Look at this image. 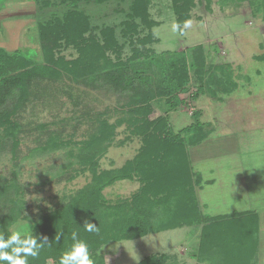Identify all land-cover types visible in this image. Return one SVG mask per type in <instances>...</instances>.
<instances>
[{"label":"rangeland","instance_id":"rangeland-1","mask_svg":"<svg viewBox=\"0 0 264 264\" xmlns=\"http://www.w3.org/2000/svg\"><path fill=\"white\" fill-rule=\"evenodd\" d=\"M50 3L0 0V48L44 66L11 117L14 136L0 127V203L12 198L23 204L11 227L55 213L98 176L111 205L146 189L134 171L114 175L141 149L133 120L146 103H129L128 91L90 80L118 68L142 97L151 96L150 119L161 118L182 138L183 151L176 153L192 174L201 214L221 219L255 209L264 218V0H79L89 23L84 41L55 45L39 37L37 23L61 17L68 3ZM140 4L143 15L137 16L132 5ZM181 16L192 22L183 35L172 31L173 23L183 25ZM196 121L210 130L191 144V131L182 130ZM10 211L2 206L0 219ZM260 228L255 264H264ZM199 233V227L183 226L89 248L95 264H136L150 255L163 264H225L201 250ZM65 250L47 264H59ZM229 256L227 264H237Z\"/></svg>","mask_w":264,"mask_h":264},{"label":"trees","instance_id":"trees-1","mask_svg":"<svg viewBox=\"0 0 264 264\" xmlns=\"http://www.w3.org/2000/svg\"><path fill=\"white\" fill-rule=\"evenodd\" d=\"M36 1L41 7L51 4L50 0ZM60 1L65 2V0ZM78 1L66 0L68 5L61 17L51 16L50 20L37 23L39 37L42 40L52 41L53 45L58 40H64L66 44L75 43L80 39L84 41L82 34L87 31L89 23L88 17L78 9ZM102 1L100 0V2ZM133 1L135 3V0ZM186 6L185 3L181 9H186ZM143 9L142 4L138 9L133 8L132 5V11L134 10L133 13L137 16L143 15L140 12ZM184 19L185 17L181 16L180 20L184 21ZM102 39L104 43L108 42L107 36H103ZM196 50L200 52L201 47H197ZM196 50L195 52H197ZM43 67L32 66L17 52L8 54L0 48V127L4 135L14 136L17 125L10 123L11 117L24 105L27 99L26 92L30 78L41 75L40 71L43 75ZM90 80L91 82L97 80L102 84L105 82L116 91H123L124 95L126 94L124 91H128L130 94L126 96H129V103L132 100L135 103H146L144 108L138 109V114H142V117L133 120L134 123L136 122L134 124L135 133L142 135L141 149L133 161L125 164L119 172L115 171L114 174L125 176L130 171H134L136 174H140L139 177L142 181H145L146 189L144 187L141 194L133 195L129 200L111 205L107 203L101 192V181L98 176L93 183L86 187L84 192L82 190L77 192L76 199L72 203L62 205L56 212L54 211L55 213H45L44 219L35 221L27 219L26 221L31 222L33 226L34 234L47 236L51 242V247L46 246L41 251L39 258H29V264H47V260L53 258L56 253L59 254L60 251L68 249L72 244L71 232L73 230L78 231L80 238L85 240L89 247H96L102 242L138 238L147 233L183 226L199 227L201 250L215 254L214 256H222L223 263L230 262L229 255L231 254L233 259H237V264H252L258 248L257 214L245 211L228 217L224 216L221 219L203 216L198 207L192 174L187 166L180 164L179 156L177 157L180 153H176V151L178 149L183 151L182 138L179 135H172L167 123L161 118L150 119L151 108L148 103L151 96L142 97L143 93L140 92V87L135 86L131 80L126 78L123 69L104 71L96 74ZM133 95L137 98H134ZM196 116L197 113L194 114V117ZM159 124L163 127H160ZM206 129V126L196 121L183 128L182 132L191 131L189 136L191 144H194L207 136L210 129ZM99 135L101 138H106L102 131H99ZM171 141H176L178 148L175 144L172 146ZM53 142H55V146L59 144L54 138ZM88 149L90 151V146ZM159 156L166 158L160 161L161 157L159 158ZM168 156L177 158L172 162V158H170L171 160L167 159ZM90 159H93V155H90ZM166 159L167 162L161 164ZM196 181L194 180V183ZM14 200L12 202V198H8L6 204L0 203V208L5 206L6 209L15 211V213L7 212L0 219V231H4L5 235L10 234L7 229L17 221L16 219H20L17 218V207L19 210L23 208L22 203H15ZM67 218L70 222L64 228ZM85 220L95 223L100 229L99 234L86 232L83 229ZM61 231L64 235L59 242H56V234ZM136 264H163V262L161 258L150 255Z\"/></svg>","mask_w":264,"mask_h":264},{"label":"clouds","instance_id":"clouds-1","mask_svg":"<svg viewBox=\"0 0 264 264\" xmlns=\"http://www.w3.org/2000/svg\"><path fill=\"white\" fill-rule=\"evenodd\" d=\"M191 20H185L183 25L172 24V31L184 34L186 29L191 28ZM83 229L88 233L99 234V227L85 220ZM10 234L5 235L0 231V264H29V258H39L41 251L47 246L51 247L47 236L34 234L31 222L23 226L10 227L7 229ZM63 232H57L55 241L59 242ZM71 246L63 251L59 257V264H95L89 244L80 238L78 231L71 232Z\"/></svg>","mask_w":264,"mask_h":264},{"label":"crops","instance_id":"crops-1","mask_svg":"<svg viewBox=\"0 0 264 264\" xmlns=\"http://www.w3.org/2000/svg\"><path fill=\"white\" fill-rule=\"evenodd\" d=\"M241 210V209H240ZM249 211H252V212H255L258 216V230H257V237L259 239V231H260V227H263L264 226V218H263V215H261V213H259V211H255V209H248ZM260 244V240H258V245ZM257 253H258V248H257V252L255 254V257L254 259L252 260V264H255V261L257 259Z\"/></svg>","mask_w":264,"mask_h":264}]
</instances>
